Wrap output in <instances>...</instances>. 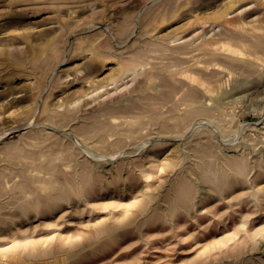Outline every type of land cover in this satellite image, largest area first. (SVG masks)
<instances>
[{
    "label": "rangeland",
    "instance_id": "obj_1",
    "mask_svg": "<svg viewBox=\"0 0 264 264\" xmlns=\"http://www.w3.org/2000/svg\"><path fill=\"white\" fill-rule=\"evenodd\" d=\"M0 264H264V0H0Z\"/></svg>",
    "mask_w": 264,
    "mask_h": 264
},
{
    "label": "bare ground",
    "instance_id": "obj_2",
    "mask_svg": "<svg viewBox=\"0 0 264 264\" xmlns=\"http://www.w3.org/2000/svg\"><path fill=\"white\" fill-rule=\"evenodd\" d=\"M230 18V17H229ZM235 90V89H234Z\"/></svg>",
    "mask_w": 264,
    "mask_h": 264
}]
</instances>
